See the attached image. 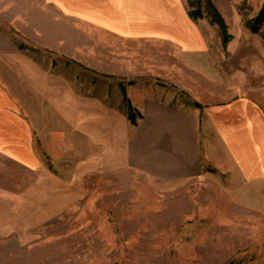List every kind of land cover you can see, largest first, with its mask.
<instances>
[{
  "label": "rangeland",
  "instance_id": "obj_1",
  "mask_svg": "<svg viewBox=\"0 0 264 264\" xmlns=\"http://www.w3.org/2000/svg\"><path fill=\"white\" fill-rule=\"evenodd\" d=\"M211 2L215 10L207 0H180L201 40L194 48V35L175 41L170 32L140 25L142 19L120 17L103 25L138 37L58 21V42L52 44L48 35L33 36L46 43L33 41L31 26L24 32L8 23L16 50L65 66L76 78L100 80L109 93L120 92L127 114L129 91L138 85L193 112L202 166L197 176L175 181L128 169L91 176L86 196L36 229L31 242L0 241V264H264V172L248 178L232 166L208 118L211 107L241 99L264 116V0ZM215 11L226 23L227 43ZM74 12L100 25V11ZM185 13H178L180 30L187 25ZM2 165V183L28 179L11 163Z\"/></svg>",
  "mask_w": 264,
  "mask_h": 264
},
{
  "label": "crops",
  "instance_id": "obj_2",
  "mask_svg": "<svg viewBox=\"0 0 264 264\" xmlns=\"http://www.w3.org/2000/svg\"><path fill=\"white\" fill-rule=\"evenodd\" d=\"M28 2L26 15V0H0V166L11 163L28 176L23 180L17 177L19 183L10 180L12 185L0 181V241L19 245L31 242L36 229L84 198L88 178L100 172L128 169L175 181L197 176L202 166L193 112L158 97L162 92L154 95L151 87L138 85L128 94L140 114L132 123L121 108L119 91L109 93L100 80L76 78L65 66H49L46 59L16 50L5 29L10 22L24 32L31 26L33 41L46 43V39L33 36L48 35L51 44L58 42V21L85 22L125 37H138L103 26L127 17L142 19L140 25L159 27L156 32L160 35L170 32L175 41L182 34L194 35L191 47H199L198 32L189 26L192 22L180 0ZM89 10L100 11V25L74 12ZM10 11L13 14L8 15ZM179 12L188 18L182 30L177 28L182 26ZM170 26L175 27L170 30ZM57 47L68 53L61 44ZM195 105L202 108L197 102ZM208 118L230 164L248 178L261 176V111L241 99L211 107Z\"/></svg>",
  "mask_w": 264,
  "mask_h": 264
},
{
  "label": "trees",
  "instance_id": "obj_3",
  "mask_svg": "<svg viewBox=\"0 0 264 264\" xmlns=\"http://www.w3.org/2000/svg\"><path fill=\"white\" fill-rule=\"evenodd\" d=\"M207 1H208V4L211 7H213V9L215 10V7L213 6L211 0H207ZM190 3H192V2H190ZM190 14L193 18H196V19L198 17H200V15H201L197 10H191ZM214 19L219 24V27H220V30L222 33V37H223V42L227 43L228 38H229V34L227 32L226 23H225L223 17L218 12L215 11ZM123 94H124V98L127 99L125 90H123ZM128 116H129L130 120L132 121V123H136V118H137V116H140V114L134 108H132L131 105H129Z\"/></svg>",
  "mask_w": 264,
  "mask_h": 264
}]
</instances>
